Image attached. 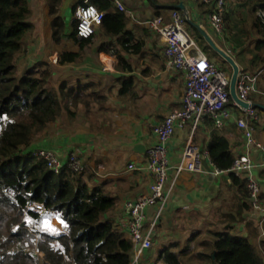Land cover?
I'll return each mask as SVG.
<instances>
[{"label": "crops", "instance_id": "1", "mask_svg": "<svg viewBox=\"0 0 264 264\" xmlns=\"http://www.w3.org/2000/svg\"><path fill=\"white\" fill-rule=\"evenodd\" d=\"M27 1L32 31L14 59L16 70L19 76L29 70H33L37 77L49 74L47 88L61 100L59 116L47 129L32 135V149L51 150L61 161L72 152L78 153L85 166L82 179L88 188L99 190L115 200L105 219L112 221L129 238L123 228L126 204L147 195L152 183L146 169V151L155 142L153 129L181 108L185 86L182 71L166 69L159 35L145 23L157 14L168 19L169 12L182 3L184 10L179 9L180 12L211 34L205 16L207 6L192 0H160L159 3L158 0H119L127 9V30L144 43L138 54H120L130 65L129 70L123 72L116 68L117 56L101 48L102 43L117 45L116 38L104 37L101 33L100 36L97 29L92 44L81 48V40L72 37L74 10L83 4V0H60L57 17L62 20L69 9L73 12L72 28L71 33L65 32L62 20L64 38L57 41L53 36L54 16L50 14L49 0ZM193 28L186 22V29L192 37ZM210 36L220 49L229 51L230 44L221 35ZM194 41L196 46L192 53L198 50L210 61L214 59L208 55L210 47L204 39L202 44L207 46L206 51ZM66 52H81V58L57 65L50 62L52 55L59 57ZM229 56L240 70L250 68L249 56L231 52ZM218 65L227 73L225 65ZM229 72L232 73V69ZM230 73L227 74L231 76ZM258 89L264 91V86H258ZM251 99L264 106V96L251 95ZM257 110L259 121L254 125V136L264 142V109ZM237 117L230 116L219 130L209 117H204L198 124L190 121L183 129H176L167 145L172 165L180 162L187 143L206 151L214 132L229 140L236 156L243 147V133L236 126ZM251 158L260 162L262 154L253 152ZM129 164L137 169H128ZM201 166L202 173L184 171L169 175L165 190L171 192L152 245L143 255V263L165 264L159 260V254L168 250L177 255L179 264H216L213 261V241L216 234L225 232L237 240L246 241L264 264V168L254 171L262 208L255 211L249 208L244 177L234 174L233 179L226 172L215 174L207 158L201 159ZM154 212V207L146 210L147 220ZM50 217L57 231L49 230L61 233L62 225L54 215Z\"/></svg>", "mask_w": 264, "mask_h": 264}, {"label": "trees", "instance_id": "2", "mask_svg": "<svg viewBox=\"0 0 264 264\" xmlns=\"http://www.w3.org/2000/svg\"><path fill=\"white\" fill-rule=\"evenodd\" d=\"M87 1L104 13L99 34L117 40V45L102 43L101 48L117 56L119 71L129 70L130 65L120 54L140 53L143 41L127 30V15L118 11L111 0ZM49 3L57 41L64 38L63 23L57 17L60 0ZM240 5L247 13L248 29L238 27V36L244 35L251 48L250 68L244 71L260 74L258 88L264 86V0H240ZM29 16L27 0H0V264H129L132 249L129 238L104 217L115 200L99 190H90L82 174L68 171L54 174L33 155L32 135L59 116L61 100L46 87L49 74H40L39 78L29 70L19 76L16 70L14 59L32 31ZM224 21L227 23L228 17ZM98 30L92 37L81 39L80 47L92 44ZM193 31L194 40L206 51L202 37L196 29ZM72 37L76 39L75 30ZM244 41L235 38L238 46H243ZM80 58L81 52H66L60 54L59 63ZM206 152L216 170L235 179L230 172L235 155L225 136L212 133ZM37 206L41 209H36ZM50 215L62 225L61 233H52L45 227L44 220ZM215 237L216 264H261L246 241L225 232ZM159 260L179 264L177 255L168 250L159 254Z\"/></svg>", "mask_w": 264, "mask_h": 264}, {"label": "built area", "instance_id": "3", "mask_svg": "<svg viewBox=\"0 0 264 264\" xmlns=\"http://www.w3.org/2000/svg\"><path fill=\"white\" fill-rule=\"evenodd\" d=\"M116 9L126 14L127 9L119 0H111ZM196 4L207 6L206 20L209 28L216 34L225 37L226 0H192ZM84 5H79L74 10L75 36L78 39L92 37L104 17L102 11L97 10L87 0ZM187 16L178 10L169 12L168 19L162 15H156L146 21V25L156 34L162 43V55L166 69L182 71L184 76V90L182 104L179 110L169 114L161 123L154 127L155 142L147 153L146 169L152 177L148 194L134 202L126 204V219L123 228L126 230L132 245L129 264H144L143 255L152 245V238L159 220L164 211L169 197L166 189L169 175L181 172L202 173L201 159L207 158L206 151H201L193 143H187L181 154L180 162L172 165L168 155L167 145L176 129H183L188 122L194 125L200 123L204 117H209L216 128H221L224 121L230 117L231 111H238L236 126L243 133V147L235 156L230 172L244 177L247 181L248 203L250 209L261 211L260 188L254 176V171L264 168V142L254 136V125L259 121V114L254 107L256 103L251 95H262L256 82L259 73L240 70L235 84V93L239 101L246 103L247 108L241 107L231 100L229 95L230 76L212 63L207 56L195 50V41L186 29ZM229 51L226 54L229 55ZM50 62L59 64V57L52 55ZM231 102L230 105H228ZM234 109L231 110L230 109ZM260 152V162L251 158V153ZM33 155L41 159L46 167L54 174L68 171L82 174L85 170L84 163L78 153L72 152L61 161L51 150L42 148L34 150ZM210 162V161H209ZM214 169L215 174L221 173ZM128 169H137L129 164ZM41 209L40 206H37ZM154 207L155 212L150 220H147L146 210Z\"/></svg>", "mask_w": 264, "mask_h": 264}, {"label": "rangeland", "instance_id": "4", "mask_svg": "<svg viewBox=\"0 0 264 264\" xmlns=\"http://www.w3.org/2000/svg\"><path fill=\"white\" fill-rule=\"evenodd\" d=\"M159 1L160 0H158V3H159ZM226 2H227V4H226V11H227V13H226V16L225 17H228V22L225 23V21H224V23H225V37H224V40L229 42V44H230V45H228L229 46V51L232 54L237 55L238 53H240L244 57L245 56H248L249 55V49H251V48H249V41H247V39L245 40V36L244 35L242 37H239L238 36L239 35V33H238V27H242L243 31H246L248 29L247 26H246L247 13L245 12L243 6L240 5V0H226ZM72 13H71V11L69 9H67V12L65 14H63L62 20H63V23H64V31L67 32V33H69V32L71 33V28H72V25H71ZM207 29L209 30L208 27H207ZM210 32H211V34H215L212 30ZM235 38H240L241 41H244L245 40L243 42V46L242 45L241 46L240 45L238 46V44L235 43ZM212 39H213V37H212ZM250 39L251 40H254L255 39V36L251 35L250 36ZM224 48L226 49L228 47L224 46ZM210 50L208 51V55H210V56H212L214 58L211 61L218 68H220L219 65H218V63L222 67H223V65H225L227 67V73H230L229 70H231V69H230L229 66H227L225 64V62H224L225 60L219 54H217L216 52H214L212 49H210ZM226 52H227V50H226ZM48 86L49 85H48V77H47L46 87H48ZM257 113L259 114V110H257ZM239 115H240V113L238 111H235V110L234 111H231V114H230V116H233V117H236V116H239ZM48 127H49V125L47 126V128ZM216 130H218V128H216ZM36 209H38V208H36ZM50 218H51L50 216H47L46 217V219L44 220V225H45V227L48 230L51 229L53 232H55L57 230L53 227V225H52V223L50 221Z\"/></svg>", "mask_w": 264, "mask_h": 264}, {"label": "water", "instance_id": "5", "mask_svg": "<svg viewBox=\"0 0 264 264\" xmlns=\"http://www.w3.org/2000/svg\"><path fill=\"white\" fill-rule=\"evenodd\" d=\"M175 9H181L184 10V6L182 3H179L176 5V7H174ZM187 23H189L190 25H192L201 35V37H203L204 41L207 43V45L210 47V49H212L213 51H215L217 54H219L231 67L232 69V73L230 76V81H229V95L232 101L238 103L241 107L243 108H247L248 105L246 103H243L241 101H239L236 97V93H235V84H236V80H237V75L239 72V68L238 66L235 64V62L233 61V59L226 54V52H224L222 49H220L213 41L212 37L209 35V33L203 29L202 27H200L197 24H194L190 21V19H187ZM254 107L257 108H262L264 109V106L260 105V104H256L254 105Z\"/></svg>", "mask_w": 264, "mask_h": 264}]
</instances>
